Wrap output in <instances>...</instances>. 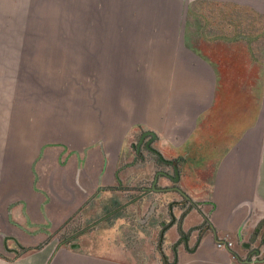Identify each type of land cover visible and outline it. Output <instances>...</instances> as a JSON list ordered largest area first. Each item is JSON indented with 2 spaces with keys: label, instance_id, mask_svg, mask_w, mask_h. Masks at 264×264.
<instances>
[{
  "label": "crops",
  "instance_id": "1",
  "mask_svg": "<svg viewBox=\"0 0 264 264\" xmlns=\"http://www.w3.org/2000/svg\"><path fill=\"white\" fill-rule=\"evenodd\" d=\"M138 1L122 3L126 14L121 34H115L121 46L103 56L120 60L124 72L116 84L113 115L91 118L83 111L63 118H3L0 250L14 252L22 264H44L58 246L52 234L60 226L87 221L102 208L121 209L125 141L152 130V146L176 162L180 187L193 204L181 217V233L177 221L166 225L167 264H264V118L239 109L237 103L244 101L239 93L223 88L220 95L218 61L188 48L186 41L189 6L199 12L203 3L219 0ZM222 1L264 12V0ZM135 10L137 17L129 13ZM114 24L119 26L118 17ZM210 37L236 42L245 36ZM245 38L244 43L260 42ZM186 53L195 58L189 74L176 65L190 58ZM138 60H146L141 70ZM154 169L152 164L153 179ZM153 179L142 185L143 199L161 192L163 184L153 185ZM100 235L106 238L107 232ZM218 240L232 244L219 247ZM102 249L90 253L87 262L74 258L67 264H140L124 251L118 257Z\"/></svg>",
  "mask_w": 264,
  "mask_h": 264
},
{
  "label": "rangeland",
  "instance_id": "2",
  "mask_svg": "<svg viewBox=\"0 0 264 264\" xmlns=\"http://www.w3.org/2000/svg\"><path fill=\"white\" fill-rule=\"evenodd\" d=\"M125 1L130 0H0V125L3 118H63L83 111L91 118L113 115L116 84H121L124 72L120 60L103 56L121 46L115 39L121 34L120 20L126 12L120 8ZM192 5L186 11L188 48L218 61L220 95L223 88L239 93L244 98L237 103L239 109L248 111L251 118H264V12L222 0L203 3L199 12ZM129 13L137 17L138 11ZM117 17L119 26L115 27ZM206 21L213 27L208 28ZM211 33L256 36L260 42L244 43L245 37L236 42H211ZM189 57L176 60L187 74L195 66V58ZM138 61L141 70L146 60ZM133 135L125 141L120 162L125 175L122 208H102L87 221L60 226L52 234L58 237V246L44 264H67L74 258L87 262L90 253H100V246L108 255L120 257L124 251L131 258V254L140 264H167L168 255L163 257L158 246L162 248L164 239L160 230L171 221L169 204L178 221L190 202L175 190L142 198V185H150L153 179L152 164L154 170L168 164L147 148L137 153L133 143L138 131ZM158 181L171 184L163 176ZM176 185L181 186L180 180ZM119 210L120 215L112 216ZM102 232H107L106 238ZM22 263L14 252L0 250V264Z\"/></svg>",
  "mask_w": 264,
  "mask_h": 264
},
{
  "label": "water",
  "instance_id": "3",
  "mask_svg": "<svg viewBox=\"0 0 264 264\" xmlns=\"http://www.w3.org/2000/svg\"><path fill=\"white\" fill-rule=\"evenodd\" d=\"M146 134H151V137L148 138L145 142V145L147 146V148L157 155L158 160H161L166 164H172V166H173V173H170L167 170L158 169L154 174V179H153L152 184L154 185L156 183L158 176L161 173L165 174L166 176H169L173 181H178L179 177H180V171H179L178 165L176 163H174V160L172 158H168V157L163 156L162 153L158 149H156L154 146H152L151 142L153 141V138H154V132L152 130H145L142 132L141 138L138 142V146H139L140 141L142 140V138ZM166 188L167 189L175 188L179 192H181L183 195H185L184 191L176 184L173 186H167ZM170 214H171V221L168 223V225H170L174 221L173 212L171 211ZM165 228H166V225L160 230V238H162ZM73 245H78V244L75 243Z\"/></svg>",
  "mask_w": 264,
  "mask_h": 264
},
{
  "label": "flooded vegetation",
  "instance_id": "4",
  "mask_svg": "<svg viewBox=\"0 0 264 264\" xmlns=\"http://www.w3.org/2000/svg\"><path fill=\"white\" fill-rule=\"evenodd\" d=\"M140 138H141V136L137 139V142H135V147L137 148V149H139V148H142V147H144V148H147V146L145 145V142H146V140L148 139H146L145 138V136L142 138V140L140 141V143H139V146H138V142H139V140H140ZM174 163H176L175 161H174ZM171 166H172V164H170ZM159 169H163V170H167L168 172H170V173H173V166H172V171H170V170H168V168L167 167H161V168H159ZM158 170V169H157ZM156 170V171H157ZM155 171V172H156ZM159 176H163V177H166L168 180H170L171 181V184H166V185H163V186H161L160 188V190L161 191H164V190H175V191H177V192H179L177 189H175V188H171V189H167L166 187L167 186H173V185H175L176 184V182L177 181H173L169 176H166L165 174H159ZM158 176V177H159ZM158 180V179H157ZM180 194H182L181 192H179ZM174 203L176 204L177 203V201H174ZM169 207H170V212H171V208H172V204L170 203L169 204ZM171 215V214H170Z\"/></svg>",
  "mask_w": 264,
  "mask_h": 264
},
{
  "label": "trees",
  "instance_id": "5",
  "mask_svg": "<svg viewBox=\"0 0 264 264\" xmlns=\"http://www.w3.org/2000/svg\"><path fill=\"white\" fill-rule=\"evenodd\" d=\"M121 187V186H120ZM122 189H124V186L122 187ZM118 203V202H117ZM193 204L192 203H190V207L192 206ZM111 210V208H106V211H110ZM185 211L186 210H184L182 213H181V215H180V217H179V219H178V221H177V228H178V231L179 232H182V227H181V217L185 214ZM122 212L119 210V211H115L114 213H113V215L112 216H114V215H120ZM204 225L203 224H201V225H197V226H195V227H203ZM82 229H80V230H78V231H81ZM158 250H159V252H160V254L163 256V257H165L164 256V252H163V250H162V248H161V246H158Z\"/></svg>",
  "mask_w": 264,
  "mask_h": 264
},
{
  "label": "built area",
  "instance_id": "6",
  "mask_svg": "<svg viewBox=\"0 0 264 264\" xmlns=\"http://www.w3.org/2000/svg\"><path fill=\"white\" fill-rule=\"evenodd\" d=\"M231 244H232V242L229 241V240H218L216 242V245L219 246V247H225V246H229Z\"/></svg>",
  "mask_w": 264,
  "mask_h": 264
}]
</instances>
